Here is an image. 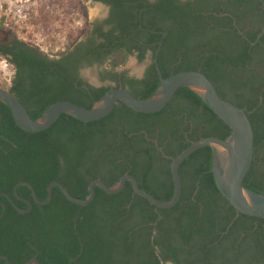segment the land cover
<instances>
[{
  "label": "trees",
  "instance_id": "trees-1",
  "mask_svg": "<svg viewBox=\"0 0 264 264\" xmlns=\"http://www.w3.org/2000/svg\"><path fill=\"white\" fill-rule=\"evenodd\" d=\"M98 1L111 6L104 22L109 27L104 30L97 24L94 37L77 47L87 46L84 55L90 54L107 76L115 78L113 70L125 64L133 47L161 38L152 30L167 32L164 46L173 41L177 50L186 46L173 73L159 61L163 77L200 70L220 97L244 109L253 129V159L243 183L264 194V33L257 39L264 28V0H198L193 10L189 1ZM232 15L241 25L249 21L243 35L232 25ZM42 18L46 23L45 15ZM176 55L169 52L171 62L177 61ZM0 56L14 69L7 90L33 119L60 100L89 108L109 89L81 87L72 55L50 59L14 34L0 43ZM143 82L133 96L147 98L160 83ZM141 130L149 136L157 130L159 145L168 139L165 155L156 153ZM229 133L187 87H180L155 113L137 112L118 102L109 114L88 122L61 113L38 132L19 128L0 102V193L12 196L13 186L26 181L45 200L48 184L56 180L83 199L91 180L101 178L111 186L129 173L140 188L170 200L171 157L200 138L224 139ZM179 175L180 198L170 208L155 207L134 193L129 182L115 194L95 187L93 200L85 206L72 203L55 186L48 204H36L29 188L19 186L17 194L33 206L21 213L1 197L6 210L0 217V256H7L10 264H25L31 257L40 264H264V219L237 213L221 194L212 173L211 148L191 153L179 166ZM13 199L20 208H28Z\"/></svg>",
  "mask_w": 264,
  "mask_h": 264
},
{
  "label": "water",
  "instance_id": "water-1",
  "mask_svg": "<svg viewBox=\"0 0 264 264\" xmlns=\"http://www.w3.org/2000/svg\"><path fill=\"white\" fill-rule=\"evenodd\" d=\"M261 34L262 32L259 36ZM161 43L162 41H160L159 47ZM156 68L160 83L155 92L147 98H137L123 88H110L89 108L69 100H60L49 105L38 119H33L19 99L2 87H0V102L9 109L14 122L19 128L27 132H38L49 128L61 113H66L80 121L88 122L106 116L118 102L137 112H158L180 87L190 88L229 127L230 133L224 139L216 136L200 138L191 142L189 146L175 157H171L170 172L173 182V196L170 200H160L140 188L136 178L129 173L123 174L111 186H108L100 178L90 181L87 186L88 194L83 199L71 195L67 188L56 180L48 184L47 198L45 200L38 199L33 186L25 181L14 185L13 195L19 198L16 191L17 187L26 186L29 188L34 202L45 205L50 202L52 188L56 186L69 201L85 206L93 200L96 186L109 194H115L123 189L126 182H129L134 193L147 199L155 207L170 208L176 204L181 194L179 166L191 153L201 147L209 146L212 151V173L221 194L237 213L264 219V194L246 187L243 183L253 159V129L244 109L220 97L214 83L201 71H181L163 77L157 63ZM0 196H5L12 201L11 197L6 193H2ZM24 201L29 208L24 210L16 207L21 213L29 211L32 205L30 201ZM1 216L2 213L0 214ZM2 258L9 264L7 256H0V260ZM25 264H40V262L33 257Z\"/></svg>",
  "mask_w": 264,
  "mask_h": 264
},
{
  "label": "rangeland",
  "instance_id": "rangeland-1",
  "mask_svg": "<svg viewBox=\"0 0 264 264\" xmlns=\"http://www.w3.org/2000/svg\"><path fill=\"white\" fill-rule=\"evenodd\" d=\"M103 14L101 5L88 0H0V43L14 34L51 58L60 57L68 44L72 47L84 39L90 23ZM134 62L130 56L123 66L133 67ZM96 68L85 69L84 77L93 81ZM13 73L0 56V87H9Z\"/></svg>",
  "mask_w": 264,
  "mask_h": 264
},
{
  "label": "flooded vegetation",
  "instance_id": "flooded-vegetation-1",
  "mask_svg": "<svg viewBox=\"0 0 264 264\" xmlns=\"http://www.w3.org/2000/svg\"><path fill=\"white\" fill-rule=\"evenodd\" d=\"M85 1H87V0H83V2H85ZM88 1L101 5L103 7V9H104V14L101 16L100 19L94 20L93 22L90 23V28L88 30V34L84 37V39L79 41L77 44L73 45L70 49L64 50V52L60 55V57L66 56V55H72V59L75 60V63H74L76 65V69L75 70H76V74L78 76L77 80L82 82L81 87H85V86H91V87H95V88L108 87L109 89L110 88H123V89H125V90H127V91H129L131 93V92H136L141 87V85L144 84L143 81H148V80L151 79V82L154 83L157 80H159V74H158V71H157V68H156V63H157V65H158V67H159V69H160V71L162 73L161 67L159 65V61L163 65L169 67L168 69L170 70V72H172V73L174 72V69H175L174 67L182 59V56H183L182 53L184 52L186 46L182 45V46H180V49L177 50V48L175 46L176 42H174V41H173L174 44H170V45H165L164 46L163 39H164V37L167 36V32L163 31V30H159V31L152 30L153 33L161 35V38L158 39V40L155 39V40H152V41H149V42H143L142 41L141 43H139L138 47H133V50L130 51L128 53V56H127V58H129L130 56L134 57V60H135L134 63L135 64L133 65V67H127V68L124 67V66L117 67L116 69L113 70V73L116 74L115 78H112L111 76L110 77L107 76V74L104 72V68H103L102 63H100L99 61L93 60V58L90 56V54H88L86 56L84 55L85 50L88 49L87 46H84L81 49L77 47V45L79 43L82 42L83 44H86L88 42L89 38L94 37L93 36L94 35V30H95V27H96L97 24L98 25H102L104 30H106L109 27L104 22L110 16L111 6L109 4L103 3V2L98 1V0H88ZM154 1L155 0H147V2H154ZM187 1L190 2V8L193 10V8H194V6H195V4L197 3L198 0H177L178 3H186ZM222 1H225V0H222ZM203 13H206V15L209 14V12H203ZM212 13L215 14V12H212ZM227 14L231 15L230 13H219L218 15L219 16H225ZM195 17H196V13L192 11V15L190 17V22L191 23L195 22V20H194ZM232 17H233L232 25L236 28V30H237V32L239 34L243 35L245 30L247 28H250L249 21H246L245 23L243 22L244 25H241L240 22L238 23V20H237V18L235 16L232 15ZM211 26H213L212 23L209 24V28ZM242 26H244V27L242 28ZM138 27L141 30L143 29L141 26H138ZM261 32L264 33V28H262V30L259 32V34ZM259 34L257 36V39L262 35L261 34L259 36ZM95 40L99 41L98 38H96ZM160 41H162V43H161V45L159 47ZM252 43L254 44L255 42H252ZM190 45H192V43ZM192 46L194 47V45H192ZM169 52H175L177 54L175 56V58L177 57V61L175 63L171 62L170 57L171 58H174V57L173 56H169ZM60 57H55V58L49 57V58L50 59H58ZM155 58H156V62H155ZM95 67H97L96 70L92 69V70H94L95 78H94L93 81H90L88 78L84 77L85 76L84 70L85 69L95 68ZM198 71H200V70H198ZM154 76H155V78H154ZM76 81H74V82H76ZM171 99L167 102V104L164 107H166L168 105V103L171 101ZM186 105L187 104H185V106ZM186 114H187V107H185L183 109L182 116L185 117ZM140 132L143 133V137L148 142H152L153 146L157 149L156 153L160 152L161 154L165 155L163 153V147L168 142V139H166L162 143V145H159V143H158V131L157 130L154 131V135L153 136H149L148 132L144 131V130H141ZM184 133H185V135H184L185 136V142H187L189 140L188 138H186L187 134H188V131H185ZM166 157L169 158L170 156L167 155ZM95 179H97V178H95ZM2 193H5V192H1L0 194H2ZM6 194H8V193H6ZM8 195L11 197L12 201H10L5 196H0V205L2 206V212H1L2 214L6 210V205L1 202V197H5L15 209H16V207H18V208H20V207L17 206V204L15 203L13 197L18 199V200H20V201H23L24 203H26L24 200L30 201L29 199L23 198V197H21L19 195H18L19 198L15 197L13 195V190H12V196L13 197L10 194H8ZM51 197H52V195H51ZM31 204H32V202H31ZM32 206L33 205H31V208H32ZM28 208H29V206H28ZM1 256H3V255H1ZM31 258H33V257H31ZM2 259H4V258H2ZM1 260H0V262H1ZM6 264H7V261H6ZM9 264H10V262H9ZM167 264H171V263L168 262Z\"/></svg>",
  "mask_w": 264,
  "mask_h": 264
}]
</instances>
